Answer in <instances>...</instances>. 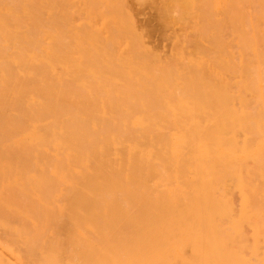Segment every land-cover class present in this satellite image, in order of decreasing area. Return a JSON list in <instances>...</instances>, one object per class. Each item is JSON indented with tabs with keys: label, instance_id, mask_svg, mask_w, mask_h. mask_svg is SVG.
<instances>
[{
	"label": "bare ground",
	"instance_id": "1",
	"mask_svg": "<svg viewBox=\"0 0 264 264\" xmlns=\"http://www.w3.org/2000/svg\"><path fill=\"white\" fill-rule=\"evenodd\" d=\"M125 1L0 0V264H264V0Z\"/></svg>",
	"mask_w": 264,
	"mask_h": 264
},
{
	"label": "rangeland",
	"instance_id": "2",
	"mask_svg": "<svg viewBox=\"0 0 264 264\" xmlns=\"http://www.w3.org/2000/svg\"><path fill=\"white\" fill-rule=\"evenodd\" d=\"M162 1L163 0H147V1L146 0H126L125 1V7H126L127 11L131 14L132 18H134L133 21L135 23V28H137V31L140 32L142 38L144 39V43L152 50V52L161 56L162 57L161 59H164V58L166 59V58H169L171 56V54L174 53L173 50L176 46L179 47V44H180L179 42H182V43L185 42V44H183V45L187 46L186 45V41H187L186 37L189 39V33H191L193 35L192 30H194V29L192 28L193 26L191 27V25L192 24L195 25V23L198 22L197 19H196V21L193 20V17L197 16L196 12H198V10L196 7L192 8L194 6V5H192V7H190V11L189 10L188 11L191 15L193 14L192 15L193 17H190L191 18L190 19L189 16H191V15L190 14L187 15V13H186L185 14L186 20L183 21L184 16L181 15L180 10L174 8L175 11L178 10V13H179V14H176L177 16H175L173 14L175 12H173V8H172V10L170 9V11H171V13L172 12L173 13L170 15H173L174 16L173 18H175L172 20L173 21L172 22L171 21L172 16L169 15L168 18L165 16L163 17L161 11L160 12H161L162 16H160L159 9L161 10ZM165 2H163V3H165ZM158 7H159V9H158ZM191 9H193V10H191ZM194 9L197 11L194 12L195 11ZM178 16H180V20L183 19L182 22L178 23V21H179ZM181 16H182V18H181ZM161 17H163V18H161ZM195 18H197V17H195ZM162 19H165V22ZM168 19L170 21H168ZM187 19H189L190 21L192 20L191 21L192 24ZM168 22H170V23H168ZM174 22L175 23L177 22L179 25L175 24ZM184 22H187L186 27L190 26V28H192V30L189 31V33L187 32L188 30H186L189 28L185 29ZM193 22H195V23H193ZM174 24H175V26H174ZM182 24H183V26H181ZM184 32H187L188 34L187 33L186 34L188 36L185 37V35L183 34ZM178 37H180V40H178L179 44H177V42H176V38L179 39ZM182 39L183 40L186 39V40L182 41ZM231 42H232L231 46L235 47L234 46L235 45L234 40L231 39ZM175 43L177 44L176 46H175ZM183 45H180V46H183Z\"/></svg>",
	"mask_w": 264,
	"mask_h": 264
}]
</instances>
